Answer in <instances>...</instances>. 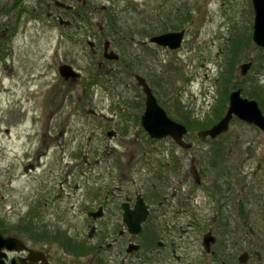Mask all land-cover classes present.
Segmentation results:
<instances>
[{
	"label": "rangeland",
	"instance_id": "obj_1",
	"mask_svg": "<svg viewBox=\"0 0 264 264\" xmlns=\"http://www.w3.org/2000/svg\"><path fill=\"white\" fill-rule=\"evenodd\" d=\"M0 6V31L19 25V33L5 40L8 54L0 60V229L5 232L29 234L31 229L44 234L62 226L82 232L81 195L104 191L116 184V177H123L107 156L125 154L132 159L146 146L154 147L141 125L145 96L135 74L147 79L168 115L194 134L225 113L224 102L235 87L249 98L246 90L264 88V48L252 39V0H0ZM49 12L63 18L56 20ZM114 16L117 24L111 22ZM64 23L72 27L67 34ZM128 27L133 31H125ZM183 29L185 40L178 50L149 42L154 35ZM94 35L97 54L88 44ZM105 41H111L119 61L100 62ZM248 61L253 66L244 76L240 65ZM63 64L72 65L81 76L66 80L59 72ZM117 105L129 107L125 118ZM90 106L102 109L103 115L122 117L119 136L102 135L112 124L87 116L81 107ZM155 145V154L176 155L175 164L188 156L187 166L189 156L207 167L212 158L219 161L223 155L225 186L231 190L225 196L231 201L233 192H240L234 201L243 200L247 213L255 212L250 224L256 235L246 228L242 246L246 252L259 251L261 261L254 256L248 264H264V132L235 118L216 142L203 141L190 151L173 147L169 138ZM82 154L103 160L95 172L82 173L89 169L74 159ZM72 170L70 184L60 185ZM76 184L84 189L56 208L46 204L47 197L57 191L72 193ZM34 208L64 225L34 221Z\"/></svg>",
	"mask_w": 264,
	"mask_h": 264
},
{
	"label": "flooded vegetation",
	"instance_id": "obj_2",
	"mask_svg": "<svg viewBox=\"0 0 264 264\" xmlns=\"http://www.w3.org/2000/svg\"><path fill=\"white\" fill-rule=\"evenodd\" d=\"M57 5L64 7L61 3ZM0 12L1 14L3 12L1 6ZM73 14L78 15L76 12ZM51 15L52 12H49V16ZM52 17L57 20L63 18V14L55 15L54 13ZM16 24H9L0 31V60L5 58L6 53L8 54L5 40L11 41L13 35L19 33V25ZM62 26L66 34L67 29L72 28L71 24L64 23ZM14 30L15 33H13ZM60 35H64V31ZM89 37L88 44L97 54L98 39L96 35ZM105 43L103 61L100 62L119 61L120 58L110 60L105 57ZM109 43V50H113L111 41ZM143 43L147 44L146 41ZM227 103L229 104V100ZM81 109L87 116L96 118L98 121L109 120L113 126H108L109 128L102 135L114 139L120 134L117 127H119L120 119L126 117V110L129 107L116 106L122 117L118 113L114 114V111L112 116L103 115L100 111L102 109L98 107H81ZM221 114L222 116L217 118L215 123L208 128L200 129L197 134L190 133V127L184 124L188 129L184 143L190 144V147H183L170 136L153 138L145 130L154 147L146 146L144 153L136 154L132 159L125 158V154H110L107 156V161L113 162L111 166L122 169L123 177L121 179L116 177L114 180L116 184L106 187L104 191H100L99 188L94 195H81L83 205L79 209L84 216L78 218V221L83 225L82 232L71 233L69 229H64L62 226L64 222L60 218L34 208V221L56 223L62 227H58L57 232L47 230L44 234L35 233L31 229L29 234L5 232L0 229L4 237H13L20 241L12 248L2 246L0 264H248L254 260V256L261 261L259 251L251 253L243 249L246 228H248L247 232L256 235L250 224L255 212L248 214L243 200L234 201L239 197L240 192L236 195L233 192L231 201H228V197L225 196V192L231 190L225 186L228 172L225 171L223 155L220 156L219 161L212 158L209 165L203 167L195 155L189 156L187 166L184 161L188 156L184 157V161L179 159L175 164L176 155L154 153L157 152L155 144L167 138L172 141L173 147L184 151L194 149L203 141L216 142L230 129L217 138L210 136L201 138L198 133L216 125L224 113ZM98 128V126L95 127V129ZM110 132L114 133L113 137L109 136ZM189 137H191L190 141H188ZM89 140H92V137ZM74 159L84 161L82 166L89 169L88 171L83 169L82 173L95 172V165L103 161L92 154L76 155ZM75 166L81 167L78 164ZM73 174V170L66 172V180H60V185L64 183L69 185L68 178ZM83 189L84 186L76 184L72 193L65 194L57 191L53 197H47L46 204L51 203L56 208L55 205L63 204L64 198L72 197ZM100 192H102L101 195ZM241 204L245 210L247 222L243 221L240 215ZM70 207L75 209L74 204ZM227 209H231L229 217L225 215L228 212ZM256 216L258 217L259 213ZM136 224L141 226L137 233L133 232V226ZM233 224H235L234 227H232ZM245 253H247L246 261Z\"/></svg>",
	"mask_w": 264,
	"mask_h": 264
},
{
	"label": "water",
	"instance_id": "obj_3",
	"mask_svg": "<svg viewBox=\"0 0 264 264\" xmlns=\"http://www.w3.org/2000/svg\"><path fill=\"white\" fill-rule=\"evenodd\" d=\"M252 4L255 14L253 41L257 46L264 48V0H252ZM60 22L63 23V20H60ZM184 37L185 30L183 29L181 31L164 32L154 35L149 39V41L150 43L157 44L158 46L167 47L171 50H177L182 47ZM109 48L110 43L109 41H106L105 57L110 60H118L120 55L114 50H109ZM252 65V61H248L240 65L242 75H246ZM59 72L66 80L80 77V72L76 71L70 64L61 65ZM135 78L145 93V111L141 118L143 128L153 138H164L170 136L183 147H190V144L184 143V137L188 133L187 127L184 124L172 119L168 115L167 111L160 105L152 87L149 85L145 77L137 74L135 75ZM235 117L248 124L257 126L264 132V113L258 101L244 96L243 89L239 87L230 93L228 109L222 119L210 129L201 130L198 133L199 137L206 138L210 136L212 138H217L230 129V124ZM109 136L113 137L114 133L110 132ZM240 215L242 216L243 221L247 222V216L242 204ZM133 228V232L137 233L140 231L141 226L140 224H136ZM18 242H20L18 239L13 237H4L0 232V249L2 246L12 248L14 244ZM244 260H247V253L244 254Z\"/></svg>",
	"mask_w": 264,
	"mask_h": 264
},
{
	"label": "trees",
	"instance_id": "obj_4",
	"mask_svg": "<svg viewBox=\"0 0 264 264\" xmlns=\"http://www.w3.org/2000/svg\"><path fill=\"white\" fill-rule=\"evenodd\" d=\"M129 1H131V0H129ZM111 22H113L114 24H117V19L115 16L112 18ZM125 31H127L129 33V32H132L133 29L131 27H128ZM233 52L234 53H232V56L235 55V51H233ZM235 56H234V58H235ZM237 87H235V88H237ZM246 93L251 95L252 98L257 99L259 101V104L264 107V88L262 86H256V88L253 91H247L246 90ZM227 96H228V93H227ZM227 101H228V99H227ZM226 107H227V102H224L223 110H225ZM218 118H220V115Z\"/></svg>",
	"mask_w": 264,
	"mask_h": 264
}]
</instances>
